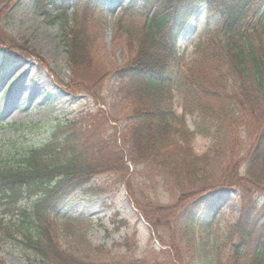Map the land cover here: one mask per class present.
Listing matches in <instances>:
<instances>
[{
    "label": "trees",
    "instance_id": "1",
    "mask_svg": "<svg viewBox=\"0 0 264 264\" xmlns=\"http://www.w3.org/2000/svg\"><path fill=\"white\" fill-rule=\"evenodd\" d=\"M50 1L59 4L61 12H65L69 7L94 10L99 7L100 0ZM11 2L0 0V23L2 13L12 6ZM251 2L255 6L252 7ZM121 3L129 9L155 7L162 13L145 22L134 57L106 74L105 85L112 82L116 91L111 97V120L128 121L129 124L119 131L110 125L109 117L103 113L98 115L102 122L96 125L72 120L40 127L24 126L23 130L14 126L15 134L21 133L23 137L16 136L9 138L7 143H0V249L6 240L18 243L23 252L26 251L24 264H147L133 255L113 252L104 245L73 253L60 244L59 212L76 194L109 197L125 189L136 210L147 220L152 219L153 212L172 214L176 219L175 231L189 253V264H209L206 246L196 240L203 207L212 194L242 190L243 184L240 216L243 227L233 230L223 241L237 238L238 242L230 244L233 257L221 260L219 253L216 264H239L237 255L242 256L251 244L254 249L249 255L250 264H264V116L256 120L252 131L248 116L242 115L241 122L250 128L252 143L244 159L228 156L223 174L215 179V172L206 168L205 157L192 151L189 139L192 134L187 130L184 117L177 116L173 107L179 61L177 44L186 23L205 6L209 17L223 16L229 35H237L234 23L249 12L258 16V25L264 29V0H121ZM245 28L246 25L237 31L243 33ZM240 42L243 43L238 46L236 41H231V53L227 54L231 62L219 75L199 78L185 74L184 113H197L202 121H207L208 115L213 114V103L225 104L234 94L233 82L243 79L253 83L257 93L264 94V47L255 49L251 41ZM68 48L70 61L76 67L83 60L79 51L81 45L74 40ZM22 55L34 54L0 31V70L9 69ZM93 90L94 84L82 77L74 81V96L83 94L96 101L93 97L99 95ZM222 108L221 118L215 117L217 122L237 121L229 116L227 106ZM7 127L0 121V134L4 135ZM237 132L236 124L235 130L227 135L236 136ZM36 137L42 140L35 142ZM242 163L246 164L244 175ZM141 168L147 173L148 182L157 178L173 179L171 190L178 196L174 205L163 207L151 203L144 206L137 190L133 191V184L144 187V179L140 181L137 177L140 172L144 173ZM98 177H111L112 182L98 185L95 183ZM248 183L261 194L254 197L255 194L245 188ZM155 198L156 194L152 199ZM67 219L80 221L70 216ZM0 264L6 263L0 258Z\"/></svg>",
    "mask_w": 264,
    "mask_h": 264
},
{
    "label": "rangeland",
    "instance_id": "2",
    "mask_svg": "<svg viewBox=\"0 0 264 264\" xmlns=\"http://www.w3.org/2000/svg\"><path fill=\"white\" fill-rule=\"evenodd\" d=\"M9 4L12 6L2 13L0 31L34 55H22L6 73H0V113H3L0 121L8 126L4 135L0 134V143H7L9 138L16 136L23 137L21 133L15 134L14 126L23 130L24 126L40 127L72 120L96 125L102 122L98 115L103 113L109 117L112 127L126 128L128 121L116 123L109 115L113 106L111 97L116 91L112 82L105 85L106 74L134 57L146 20L152 14L162 13L155 7L122 10L120 0H100L96 10L70 8L65 13L58 12L59 5L42 0H12ZM239 14L242 16V12ZM242 18L234 23L237 35H229L228 27L223 25L224 19L218 15L208 19L202 7L187 24L177 48L174 112L184 117L187 130L192 134L189 136L191 149L197 156L205 157L206 168L215 172V179L223 174L228 156L237 155L240 160L246 156L252 143L250 128L254 131L256 120L264 116V94L257 93L253 83L245 79L233 82L232 97L225 104L214 102L213 114L208 115L207 121H202L197 113L183 111L185 74L199 78L219 75L231 62L227 55L231 53V41H236L238 46L243 43L239 40H243L251 41L255 49L264 47V29L258 25V16L249 12ZM245 25V32L237 31ZM74 40L81 45L79 51L83 58L76 67L70 61L68 48ZM80 77L94 84L93 93L100 96L93 97L96 101L83 94L74 96V81ZM222 106L229 108V116L237 118L236 122L215 120L216 115L221 118ZM244 114L251 123L248 129L241 122ZM211 124L216 126L209 127ZM236 124V136L227 135L230 130H235ZM41 140L42 137L34 139L35 142ZM245 165L241 164L242 175ZM143 172L137 177L140 181L144 179V187L133 184V191L137 190L144 206L153 203L168 207L177 202L178 196L171 190L174 185L171 177L166 181L157 178L148 182L149 177ZM111 182V177L95 180L98 185ZM245 188L255 194L254 197L261 194L249 183ZM242 190L218 191L203 207L196 240L206 246L209 264H216L219 253L221 260L233 257L230 244L238 242L237 238L231 242L223 241L233 230L243 227L239 218L243 207ZM145 193L152 198L156 194V198ZM111 195L94 198L78 193L60 210V244L63 248L79 253L104 245L113 252L133 255L147 264H189V253L175 231L176 219L172 214L156 215L153 212L152 219L147 220L136 210L125 189ZM68 216L80 221H71ZM248 247L242 256L237 255L239 264H250L249 255L254 247L252 244ZM25 255L26 251L23 252L18 243L9 240L4 241L0 249V258L6 264H24Z\"/></svg>",
    "mask_w": 264,
    "mask_h": 264
}]
</instances>
